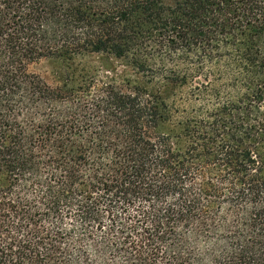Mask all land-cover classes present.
Wrapping results in <instances>:
<instances>
[{
	"label": "trees",
	"instance_id": "16d2710c",
	"mask_svg": "<svg viewBox=\"0 0 264 264\" xmlns=\"http://www.w3.org/2000/svg\"><path fill=\"white\" fill-rule=\"evenodd\" d=\"M0 264H264V0H0Z\"/></svg>",
	"mask_w": 264,
	"mask_h": 264
},
{
	"label": "rangeland",
	"instance_id": "374dc122",
	"mask_svg": "<svg viewBox=\"0 0 264 264\" xmlns=\"http://www.w3.org/2000/svg\"><path fill=\"white\" fill-rule=\"evenodd\" d=\"M104 62V58L99 55H92L86 58L84 61H77L71 70H79L85 65L86 68H96ZM117 65V64H116ZM68 65L57 61L51 60H40L32 63L28 66V72L31 75L39 76L49 85L56 86L61 83V74L63 70H67ZM70 71V70H69Z\"/></svg>",
	"mask_w": 264,
	"mask_h": 264
}]
</instances>
